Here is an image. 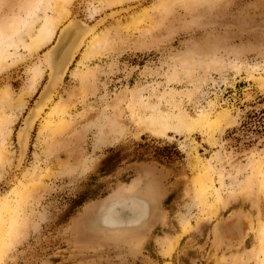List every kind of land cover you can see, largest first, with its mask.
<instances>
[{
  "label": "rangeland",
  "instance_id": "374dc122",
  "mask_svg": "<svg viewBox=\"0 0 264 264\" xmlns=\"http://www.w3.org/2000/svg\"><path fill=\"white\" fill-rule=\"evenodd\" d=\"M69 19L92 34L51 82L42 54ZM1 119L0 200L33 186L0 264H264V0H0ZM145 171L161 220L131 253L79 262L92 252L66 242L70 219ZM150 188L106 205L139 215L121 234L159 214ZM217 219L220 243L238 219L240 245L213 248Z\"/></svg>",
  "mask_w": 264,
  "mask_h": 264
},
{
  "label": "bare ground",
  "instance_id": "6f19581e",
  "mask_svg": "<svg viewBox=\"0 0 264 264\" xmlns=\"http://www.w3.org/2000/svg\"><path fill=\"white\" fill-rule=\"evenodd\" d=\"M57 6V5H56ZM63 12V11H62ZM67 17V16H66ZM56 21V20H55ZM78 21V20H77ZM77 23V22H76ZM68 27H67V32L65 31L64 35L60 38L58 47L56 49V51L53 53V55H49L48 58H45L42 62L45 65V67L49 68L50 70V79L51 82H54L56 79H58L60 76H62L64 74V72L66 71L70 61L72 60L74 54L76 52H78L79 47L84 43V39L85 37L88 35L90 36L92 34V32H89V30H85L82 27H80V25L78 24H72L71 22L68 23ZM64 25V24H63ZM63 31V30H62ZM64 32V31H63ZM63 34V33H62ZM94 40V39H93ZM36 48L40 47L41 44L37 42ZM42 47V46H41ZM9 53V52H8ZM3 55V54H2ZM4 57V56H3ZM44 71V68H42L41 66H38L35 69V74H34V78L37 79L39 78L42 73ZM49 73V72H48ZM48 77V79H49ZM34 79V80H35ZM48 82V80H47ZM46 82V83H47ZM50 82V81H49ZM46 85V84H45ZM44 85V87H45ZM44 90V88H43ZM42 90V91H43ZM49 89L47 91V87L46 90L44 91V94L42 95V98H44L43 100L46 99V97L49 95L50 93ZM41 91V92H42ZM41 94V93H40ZM40 97V95H39ZM38 97V99H39ZM41 98V99H42ZM37 99V100H38ZM42 100V101H43ZM37 101L35 102L34 106L32 107V109L30 110V112L34 109L35 105H36ZM53 110H51L50 112L53 114L55 111L56 106L52 108ZM29 112V114H30ZM28 114V116H29ZM27 116V117H28ZM27 117L25 118V120L27 119ZM2 121V119L0 120ZM25 122V121H24ZM48 123V122H47ZM199 123L202 124L203 123V118H201L199 120ZM59 124V123H58ZM62 124V123H61ZM50 125V124H49ZM52 125V124H51ZM192 125V124H191ZM190 125V127H191ZM1 123H0V128H1ZM62 126V125H61ZM53 127V126H52ZM24 128V126H23ZM23 128L21 129L20 132L23 131ZM62 131V130H61ZM1 147V146H0ZM2 153V152H1ZM2 158V157H1ZM5 159V158H4ZM261 161V160H260ZM1 162V160H0ZM255 168H258L256 166H254ZM254 168V172L257 170ZM253 169V168H252ZM250 171V170H249ZM251 173V172H250ZM253 175V174H252ZM36 177V176H35ZM142 177H145L142 175ZM251 177L249 176L248 179H250ZM256 178V177H255ZM148 179H142L141 181L144 182L143 184L140 182H134L131 184L130 187H128V189H123L124 193L127 195H131L133 193H136L138 196H141L142 200L145 202L146 200H149L148 198V193L147 190L144 191V187H151L154 188V192H157V189H159L158 193H157V208L159 207L160 204V196L162 193V184L161 181L159 182L157 179L155 181V184L153 182V184L150 181H145ZM195 180V178L193 179ZM198 180V177L197 179ZM193 181L194 183L196 182ZM252 180V179H250ZM29 181V180H28ZM192 181V180H191ZM247 181V180H246ZM22 182V181H21ZM249 181H247L246 183H248ZM251 182V181H250ZM257 182V181H256ZM28 183V182H27ZM197 183V182H196ZM141 184V186H139ZM245 184V183H243ZM147 185V186H145ZM247 185V184H246ZM250 185V184H249ZM29 185H21L18 184L17 186H14V188L11 190V198L8 199L7 197L5 199H1L0 200V259L2 257V255L5 253L6 250H8L11 246H10V242L12 241V239H15L19 233V227H20V213L23 212V207L24 205L27 203L29 197H30V190L28 188ZM33 186L32 184L29 186L31 187ZM194 186V185H193ZM243 186V185H242ZM245 186V185H244ZM197 187V185H196ZM195 187V188H196ZM248 187V186H247ZM246 187V189H247ZM258 187V186H257ZM34 188V187H32ZM31 188V189H32ZM36 188V187H35ZM150 188V189H151ZM249 188V187H248ZM253 188V187H252ZM136 189V190H135ZM245 189V188H244ZM255 189V188H254ZM196 190V189H195ZM243 190V189H242ZM34 192V189L32 190ZM122 191V193H123ZM247 190H245L246 192ZM32 192V193H33ZM123 193V194H124ZM248 193V192H247ZM124 194V195H125ZM155 194V193H154ZM120 195V194H119ZM239 196V195H238ZM192 197V196H191ZM120 198V197H119ZM207 198L204 196L200 201L203 204V207L207 208L208 212L214 216V214L217 212L215 211V206L213 207V203L212 204H208ZM223 201V199H221ZM199 201V202H200ZM110 202V201H109ZM112 202V201H111ZM116 203H121V205L124 206V204H128V202H121L118 199H115ZM252 204V203H251ZM107 203L98 206L97 208H94L93 211H91V215L88 218V214H86V218L81 222L77 221L73 227L71 228V230H75L74 232L75 237L76 238H80V240H82L85 244H89L91 242H98L99 239H102L105 243L111 241L113 244H122L123 242H127V238L129 237H135L138 232L140 233L141 230L144 229H140V227L138 225H134L133 229H130L132 232L128 233L129 236H126L124 234H121V227L128 225L129 223H124L122 222V220L124 219L123 216H130L129 221L130 222H134L139 218V215L136 214H130L127 215V210L124 211H120L117 212V215H109V217H107L108 213L111 211V209L109 210V208L106 206ZM120 206V208L122 209L123 206ZM131 205V204H130ZM106 206V207H105ZM150 207V206H149ZM131 208V206H129V209ZM160 209V208H159ZM118 210V209H117ZM123 210V209H122ZM129 212V211H128ZM159 214H160V210H159ZM158 214V215H159ZM157 215V216H158ZM211 217V216H210ZM96 218V220H95ZM254 218V217H253ZM117 220L119 223H117V228L116 229H112L114 227L113 224H111V222H113V220ZM80 220V219H79ZM257 229H255L256 227H254L253 230H256L257 233V238L258 240L262 243H264V231L262 230V228L260 227V221H259V217H257ZM255 220V221H256ZM250 221V219H249ZM96 223V224H95ZM184 225H187L186 221H183ZM83 225V227H82ZM138 226V227H137ZM250 226H251V222H250ZM142 227V225H141ZM100 231V232H99ZM98 233V234H97ZM102 233L107 234V233H111L112 235H110V237L107 238H102L100 236H102ZM255 234V233H254ZM225 238V236H224ZM223 238V239H224ZM222 239V241H223ZM222 243V242H221ZM172 247L175 246L176 242L172 241L169 243ZM260 246V245H259ZM168 250V249H167ZM255 250V249H254ZM173 251V250H172ZM250 253V252H249ZM248 253V254H249ZM7 254V253H6ZM170 254V253H169ZM253 254V253H251ZM263 254V253H262ZM215 255V254H214ZM239 255V254H238ZM237 256V255H236ZM247 256V255H246ZM251 256V255H250ZM249 256V257H250ZM261 256V255H260ZM264 256V255H263ZM248 257V258H249ZM253 257V256H252ZM255 257V255H254ZM259 258V257H258ZM262 258V256H261ZM260 258V259H261ZM242 259V258H241ZM247 259V257L245 258ZM251 259V257L249 258ZM257 259V258H256ZM253 260V259H252ZM251 260V261H252ZM258 260V259H257ZM262 260V259H261ZM259 262V261H258ZM247 263V262H246ZM216 264V263H215ZM259 264H263V262H260Z\"/></svg>",
  "mask_w": 264,
  "mask_h": 264
},
{
  "label": "water",
  "instance_id": "95a60500",
  "mask_svg": "<svg viewBox=\"0 0 264 264\" xmlns=\"http://www.w3.org/2000/svg\"><path fill=\"white\" fill-rule=\"evenodd\" d=\"M75 16L76 15L72 16L71 18L73 19V17H75ZM72 19H69L58 30L57 35L55 37V40H54L53 44L48 49H46L44 51V53L42 54L41 61H43L45 58H48L49 55H53V53L56 51V49L58 47V44H59V41H60V38L64 35L65 31L67 32V27L69 25L68 23H70V21H72ZM47 79H48V77H47ZM40 93H39V95H40ZM142 175L145 176V177H142ZM144 178L145 179H148V180H145V181H150L152 184H153V182L155 184L156 179L160 182L159 178H157V176L154 173H152L151 171L142 172L140 175L133 176L127 182H125L122 185L118 186L116 189L112 190L107 195H105L103 197H100V198H97V199H94V200H92L90 202L85 203L81 207V209L77 212V214L70 219L69 224L67 225V227L63 231V235L66 238V242L69 243V244H71V245H73L76 248H79V249H89V251L92 252L89 255H80L79 262H82V261H90L91 262V261H94V260L98 259L99 256H105V255H107L109 253L110 254H113L115 252L116 253H119L118 250H120V249L124 250L125 247H126L125 250L127 252L131 253L133 251V248H136V247H134L136 245H134L133 243L140 242V240L143 237H145V235L147 233H149L150 229L154 226V224L157 223V222H159L161 220L162 215H163V210H162V197H163L164 190H162V193H161V196H160V200H159L160 201L159 208H160V212L161 213L158 216H156L152 221L150 220V221H148L147 224L145 223L146 225H145L144 230H141L140 233L138 232V234L135 237L132 236V237L127 238L126 239L127 240L126 243L123 242L122 244H113L111 241L105 243L102 239H99L98 242H91L89 244H85L82 240H80V238H76L75 237V234H76L74 232L75 230H73V231L71 230V227L77 221H79V222L81 221L82 222L87 217L86 214L89 215L88 216V218H89L90 215H91V211H93L94 208H97L98 206L103 205L105 203H107V205H108L109 204V201H115V199L123 200V198H128V196H126V197L124 196L125 193H124L123 189H126V188L128 189V187H130L131 184L134 183V182H140V183L143 184L144 182H142L141 180L144 179ZM139 186H141V184ZM141 187H143V186H141ZM122 191H123L124 194L122 193ZM220 220H222V219H217L215 221V223H214V225L212 227V230H211V234H212V240L211 241H212V246H213L214 249H220L221 248V246L223 245V243L226 240V236H229L230 238L236 237V235L230 234L229 231L232 230V228L234 227V225L236 224V222L238 221V219H236L229 228H226L225 238H224L223 243H220L216 239V233H215V229L214 228H215V225ZM246 223L248 224V226H250V221L249 220ZM242 225H243V223H242ZM242 225H241V228H242ZM251 225H252V222H251ZM82 227H83V225H82ZM241 230H242V232H241V235H240L239 239L236 237V240H235V241H237V244L238 245H240L242 243V242L239 243V241L241 239H243L244 236H245V233L243 232V229H241Z\"/></svg>",
  "mask_w": 264,
  "mask_h": 264
},
{
  "label": "crops",
  "instance_id": "0c3cea01",
  "mask_svg": "<svg viewBox=\"0 0 264 264\" xmlns=\"http://www.w3.org/2000/svg\"><path fill=\"white\" fill-rule=\"evenodd\" d=\"M224 257L226 258V261L228 262V259H229L230 257H226L225 255H224ZM229 264H233L232 261H230Z\"/></svg>",
  "mask_w": 264,
  "mask_h": 264
}]
</instances>
